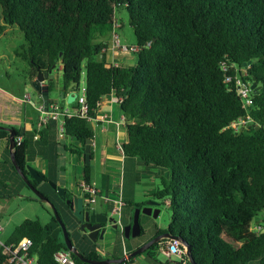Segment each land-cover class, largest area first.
Wrapping results in <instances>:
<instances>
[{
    "label": "trees",
    "instance_id": "obj_1",
    "mask_svg": "<svg viewBox=\"0 0 264 264\" xmlns=\"http://www.w3.org/2000/svg\"><path fill=\"white\" fill-rule=\"evenodd\" d=\"M0 7V34L14 26L24 33L26 43L16 53L29 64L30 82L40 70L58 65L66 90H77L84 76L87 114L64 117V135L78 141L69 149L84 154L87 138L94 135L91 120L102 98L115 92L127 118L125 157L138 158L146 169L169 171L148 197L168 204L171 221L151 237L165 231L180 237L196 264H264V225L251 227L264 210V0H0ZM122 9L138 46L132 64L110 62L104 51V38L112 33L114 40ZM239 80L250 87L256 80L260 86L257 92L250 89V108L243 105ZM53 87L50 80L49 91ZM47 101L57 102L50 96ZM248 115L245 124L233 126ZM58 124L49 118L39 130L23 132L12 126L17 161L52 201L58 191L49 180H58L52 170L59 171L60 154L49 158L47 172L39 170L45 174L41 180L30 175L26 164L37 143L56 148ZM4 137L10 140L9 131L0 129ZM8 161L17 176L8 185L13 196L28 185L11 156ZM83 173L85 182L93 183L91 165L85 163ZM133 176L134 186L140 174ZM67 194L73 195L68 189ZM60 201L73 243L86 257L100 258L99 242L78 228L77 216ZM123 201V224L131 222L135 206L147 203L124 195ZM141 226L138 236L146 232ZM24 237L33 240L38 264H60L55 254L67 246L55 215L47 223L24 219L7 241ZM165 239L142 253L157 262L155 253ZM138 245L125 247L130 253ZM142 253L109 264H134ZM73 256L79 264H96ZM122 256L123 244L112 257ZM182 257L192 264L186 253ZM4 259L0 250V264Z\"/></svg>",
    "mask_w": 264,
    "mask_h": 264
},
{
    "label": "crops",
    "instance_id": "obj_2",
    "mask_svg": "<svg viewBox=\"0 0 264 264\" xmlns=\"http://www.w3.org/2000/svg\"><path fill=\"white\" fill-rule=\"evenodd\" d=\"M118 25L119 27H122L123 22L120 20ZM104 40L108 42L104 47L105 56L108 61L114 63L130 62L131 64L135 62L133 53H128L119 46L114 47L112 33L107 36V38H104ZM25 63L26 66L25 69H23L24 73L23 76H21V79L22 83L28 85L27 83L29 82V79L27 77L29 64L26 60ZM56 68H58L62 74L61 65H58ZM55 69L52 70L53 74ZM1 75L2 74H0V76ZM50 80L54 81V87L51 91H49V96L55 99L64 109H76L78 106L77 101H68V95L75 89L69 88L65 90L62 96L61 91L64 87L62 79L55 81L54 78L50 79L48 77L45 79L44 84H49ZM53 91L57 93L58 99L52 96ZM43 98L44 97L40 92H27L24 96L21 94V90L19 89L18 91H13L0 87V124L15 126L19 129L24 128V130L27 131H33L42 115L39 107L46 105ZM72 104H74V107ZM33 109L37 112L36 120L32 119ZM91 121L94 129L92 155L95 158L96 168V175L95 178L93 177V184L96 185L99 190V195L94 203L101 208H107L110 206L112 211L114 208L113 202H105L103 199V195H107L105 192H109L111 189H118V194L122 197V199L124 195L128 198L134 199L136 202H139V200L136 199L138 187L146 181L153 183V186L151 187V191H148L145 195L147 196L153 192L158 187L156 186V178L157 176H161V170L156 167L146 169L138 158L128 159L125 157L123 146L127 140V118L120 108L118 97L115 92L107 94L102 98L97 113ZM34 138L35 140L39 138V132H35ZM58 141L60 143L56 145V148L47 143H44L43 145L37 143L34 149L35 155L29 163L42 172H47L49 169V158H52L56 155V153H59V171L56 172L55 169L54 171L52 170V173L58 177L57 182L66 186V189L70 190L72 194H82L84 191L82 184L85 182L83 173L85 168L84 156L83 154H78L69 149L71 147L74 148L78 141L75 138L62 135L60 132ZM8 146H10V140H8L7 137L0 138V201H2V199H10L16 195H24V190H22L20 193L9 196V190L11 188L9 189L8 185L11 183V180L16 179L17 176L8 161V156H11V150H8ZM110 155L121 156L123 160L122 158H112ZM73 160L77 161L76 171H74ZM98 161L100 164L97 166ZM119 171H121L120 174ZM136 174H140V180L133 186V175ZM123 204L124 201L122 203V209L124 206ZM2 208L3 205L0 202V211ZM256 225L261 228L264 225V217L257 218L254 226ZM112 232L115 234L111 237L99 239L98 241L101 246L100 249L102 248L104 251V257H112L114 252L121 250L122 244L123 248L127 243L132 245L131 241L124 239L121 229L113 230ZM119 240L120 244L118 243L117 245L116 243ZM108 243H110V246L107 248L106 245H108ZM101 254L100 250V255ZM146 259L145 254H143L141 263L149 264V261Z\"/></svg>",
    "mask_w": 264,
    "mask_h": 264
},
{
    "label": "rangeland",
    "instance_id": "obj_3",
    "mask_svg": "<svg viewBox=\"0 0 264 264\" xmlns=\"http://www.w3.org/2000/svg\"><path fill=\"white\" fill-rule=\"evenodd\" d=\"M1 10L2 8L0 7V20L3 21L1 18ZM117 15L119 16L120 20L123 22V26L117 27L116 29L119 35L120 44L122 46L136 45L137 44L136 36L134 29L130 24L128 12L125 9H122L120 12L117 13ZM25 43L26 41H25L24 33L17 26L8 27L7 30H5V32L0 34V74H2L0 76V87H4L6 89H10L13 91H18L19 89L21 90V94H23L24 96L27 92L32 93L34 90V87L30 81L27 83L28 85L22 83L21 76H23L24 73L23 69H25L26 63L25 60L16 53V51L22 48V45ZM128 53H132V52H128ZM134 57L136 58V54H134ZM127 64H131V63L127 62ZM54 79L55 81L62 79V74L60 73L58 68H56L54 71ZM84 85H85V80L83 76L79 88L80 94L83 91L82 87ZM52 96L58 99L57 93L54 91L52 92ZM72 106L74 107V104H72ZM32 119L34 120L37 119V112L34 109L32 113ZM110 157L115 159L122 158L121 156H113V155H110ZM99 161L97 162V166L100 164ZM73 163H74V171H76L77 161L73 160ZM120 173L121 171H119V174ZM161 173L167 176L169 174V171L166 169V171L164 172L161 171ZM161 179H162L161 176H157L156 186L162 185ZM152 186L153 183L149 181H146L141 186H139L136 199L139 200V202H142L144 200L148 202L149 200L153 199L152 197H148V195L147 196L145 195V193L151 191ZM23 190H24L23 196L16 195L10 199L9 198L4 200L2 199V201H0L1 204L3 205V208L0 211V223L3 226V229L0 231V236L3 239H7L13 232L15 226L26 218H39L42 222L47 223L51 221L54 215L51 202L41 201L39 199H31L29 195L35 194L33 189L24 187ZM118 193H119L118 189L116 190L111 189L109 190V192L108 191L105 192V194H108L112 200L120 197ZM60 199L62 198L58 194V197L57 196L53 197V201L52 200L51 201L56 204L64 221L65 220L68 221V217L65 213V207L63 203L60 201ZM155 207L160 209L157 216H154V214H147L141 212L140 222L144 226L146 232L141 236L130 238L129 241H131L132 246H135L137 244L149 240L150 237L158 229L168 228L171 221V210L168 204L161 203L159 205H155ZM133 211H135V208ZM261 217H264V210L261 211L257 215V217L253 220L251 226L252 229L254 230L259 229L257 225L256 226L254 225L256 224V219ZM114 234H115L114 232H109L106 234V237L107 238L111 237ZM106 246L108 248V246H110V243H108V245ZM101 253H102L101 256L104 257L103 255L104 251L102 248H101ZM143 254H145V252L136 257V262L134 264H146V263H141ZM155 254H156L157 262L153 260H149L146 257L147 258L146 260L149 261V264H166L167 262L170 261L180 263L182 261V255L176 253H172L171 255H168L165 251L161 249L157 250ZM185 263L186 260H184V263L181 264H185Z\"/></svg>",
    "mask_w": 264,
    "mask_h": 264
},
{
    "label": "water",
    "instance_id": "obj_4",
    "mask_svg": "<svg viewBox=\"0 0 264 264\" xmlns=\"http://www.w3.org/2000/svg\"><path fill=\"white\" fill-rule=\"evenodd\" d=\"M53 79L54 74L52 73V70L49 71H39L37 73V76L32 80V85L34 87L35 93H42L45 104H48L47 98L49 97V84L45 83L44 81L46 78ZM251 88L257 92L260 88L259 85H257V81L254 80L251 83ZM66 90L65 87L62 88L61 95L63 96V92ZM34 94V93H33ZM77 96V92L73 91L68 95V101L72 102L75 100ZM0 129H5L9 131V138H10V150H11V158L12 161L16 167V169L20 172L21 176L26 181L29 188L33 189L35 195L41 200L46 202H51L54 215L56 217V220L60 223L64 239L66 242V246L68 249H71L72 252L80 257L83 261L91 262V263H105L109 264L116 261H122L125 259V256L122 257H100L98 259H93L86 257L83 255V253L79 250L76 244L73 243L71 237H70V231L68 230L67 224L64 221L63 217L61 216L57 206L55 203H53L49 196H47L45 193H43L38 187H36L32 180L30 179V176L27 175L24 172V167H21L19 162L17 161L14 153V149L16 147V129L12 126L0 124ZM22 132L24 131V128L21 129ZM94 141V136L87 138L86 144H85V152L83 154L85 163L88 165H91V174L92 177L95 178L96 175V168H95V158L92 155V143ZM26 168L29 170L30 175H32L33 178L36 180H41L45 174L40 173L39 169H37L35 166H33L30 163L26 164ZM49 183L57 189L58 194L61 196L63 200L66 201L67 204H69L70 208L72 209L73 213L77 216V218L81 221L80 227L81 229L88 234V236L93 241H99V239L106 238V234L109 232H112L113 230L121 229V232L124 233V236L126 238L130 237H136L138 236L142 231V226L140 222V214L141 212L147 213V214H154V216H157L160 209L156 208L155 205H159V201L156 199L149 200L142 208L140 206H135V211L132 216L131 222H127L124 224V230H122L120 223L117 221V217L111 211V207L107 208H101L95 203H92L89 201L88 195L83 191L82 194H73L72 197H69L67 194V189L65 186L59 184L57 181L50 179ZM162 238H177L180 239L185 246L187 247V255L192 264H196L193 257L190 255L189 251V245L186 241L182 240L180 237L172 235L169 231H165L163 233L157 234L144 242L143 244L135 247L129 255H136L139 253H142L147 248H149L154 242L162 239Z\"/></svg>",
    "mask_w": 264,
    "mask_h": 264
},
{
    "label": "built area",
    "instance_id": "obj_5",
    "mask_svg": "<svg viewBox=\"0 0 264 264\" xmlns=\"http://www.w3.org/2000/svg\"><path fill=\"white\" fill-rule=\"evenodd\" d=\"M121 47L122 49L132 52L135 51L138 46L137 45H125L122 46L120 44L119 35L117 33L114 34V47ZM240 81V80H239ZM80 88V86H79ZM79 88L74 90L77 92V96L75 101L78 103V107L74 110H67L61 107L57 102H51L47 105H42L39 109L42 112V115L39 119V122L36 125L37 130H39L42 125L49 119L54 118L59 121V132L64 135V117L65 115H72L74 113H79L82 115H86L88 111V102H87V89L84 85L82 87V93H79ZM251 87L247 84H244L240 81V85L238 87V92L242 97L243 105L246 108H250L253 105V98L250 95ZM250 119L248 115L246 118H242L236 122H233V126L239 127L242 124H245ZM22 142V138L19 137L18 143ZM84 192L88 195L89 201L94 203L99 195V190L93 183L82 184ZM103 199L105 202H113L114 208L112 209L113 213L117 217V221L120 223L122 230H124V224L122 223L121 215H122V197H118L116 199H111L110 196L103 195ZM3 229L2 224L0 223V231ZM33 240L30 237L22 238L18 243L8 242L6 239H3L0 236V250H2L3 254H5V259L2 264H38V256L37 254L32 252ZM160 249L165 251L168 255L172 253L187 254V247L185 244L177 238H166L160 244ZM73 252L71 249H61L56 252L55 257L60 264H79L73 256ZM124 256L129 257V253L124 246ZM183 259V257H182ZM184 263V260L182 261ZM167 264H180L173 261L168 262Z\"/></svg>",
    "mask_w": 264,
    "mask_h": 264
},
{
    "label": "flooded vegetation",
    "instance_id": "obj_6",
    "mask_svg": "<svg viewBox=\"0 0 264 264\" xmlns=\"http://www.w3.org/2000/svg\"><path fill=\"white\" fill-rule=\"evenodd\" d=\"M69 197H72V196H69ZM146 203H143L140 207L142 208L144 205H145ZM77 221V225H78V228L81 230V231H83L82 229H81V227H80V224H81V221L78 219V220H76ZM144 243V242H143ZM143 243H140L139 245H141V244H143ZM138 245V246H139Z\"/></svg>",
    "mask_w": 264,
    "mask_h": 264
}]
</instances>
